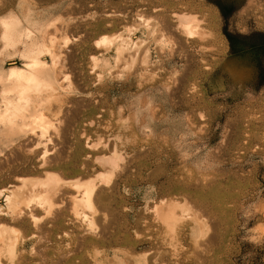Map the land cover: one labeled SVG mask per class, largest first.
I'll list each match as a JSON object with an SVG mask.
<instances>
[{"label": "rangeland", "instance_id": "374dc122", "mask_svg": "<svg viewBox=\"0 0 264 264\" xmlns=\"http://www.w3.org/2000/svg\"><path fill=\"white\" fill-rule=\"evenodd\" d=\"M218 1L234 6L241 48L230 49L220 11L207 0H98L87 14L74 7L78 0H0V116L7 108L12 114L10 124L0 121V233L8 230L0 235V264H264V86H257L264 56L246 35L264 31V0ZM176 13L197 16L205 34L183 32ZM106 35L113 39L107 48L97 44ZM123 37L128 63L117 50ZM36 85L56 97L51 105L37 104ZM39 112L51 123L46 138L30 130ZM111 148L125 164L107 185L109 201L95 206L100 217L85 209L99 221L100 237L71 212L81 194L71 185L50 218L23 203L27 212L14 218L8 189L20 179L55 170L64 180L99 182V157ZM169 200L190 208H176L183 218L174 228L157 210ZM31 212L43 216L39 223Z\"/></svg>", "mask_w": 264, "mask_h": 264}, {"label": "bare ground", "instance_id": "6f19581e", "mask_svg": "<svg viewBox=\"0 0 264 264\" xmlns=\"http://www.w3.org/2000/svg\"><path fill=\"white\" fill-rule=\"evenodd\" d=\"M178 18H179V26H180V28L183 30V32H185L186 34H188V35H190V36H195V35H204L205 34V30H203V28H202V26H201V23H200V21H199V18L197 17V16H195L194 14H189V13H184V14H178V13H176L175 14ZM174 28V27H173ZM179 32V31H178ZM166 33V32H165ZM116 34V33H115ZM181 34V33H180ZM125 37V36H124ZM123 37V39H122V43H121V45H119L118 47H117V50H118V55H119V57H122L123 56V54H125V53H127L126 51L127 50H129V53H130V49H129V43H128V41H127V39L126 38H124ZM51 39V38H50ZM46 40V39H45ZM55 43V42H54ZM113 43V39H112V37H108V35H106L105 37H102V39H100L99 41H98V45L99 46H104V47H110L111 46V44ZM134 43V42H133ZM134 45H136L137 46V43H135V44H133L132 45V48H133V46ZM52 46V45H51ZM54 46V45H53ZM54 48H55V46H54ZM53 48V50H55ZM131 48V47H130ZM57 51V50H56ZM56 51H52V50H48V53H50V55L53 57V61L55 62L56 60H58V56H57V52ZM128 53V54H129ZM118 57V58H119ZM125 57V58H124ZM128 57V56H127ZM133 57V56H132ZM129 58H131V57H129ZM122 60L123 59H125L126 60V56H123L122 58H121ZM128 59V58H127ZM120 59H118L117 60V63H119V62H122L121 60L119 61ZM135 59L134 58H132V60H130L131 61V63L134 61ZM147 61H148V51H146L145 52V54H144V56H143V59H142V64H145L146 66H147ZM114 62V61H113ZM125 62H127V60L125 61ZM128 63V62H127ZM130 63V62H129ZM130 63V64H131ZM57 64V63H56ZM141 64V63H140ZM133 65H135L134 63H133ZM144 65V66H145ZM60 66V65H59ZM68 66V65H67ZM92 66V65H91ZM129 66H131L132 67V65H129ZM137 66V65H136ZM135 66V67H136ZM143 66V65H142ZM60 67H63V65H61ZM71 67V66H70ZM72 67H74L75 68V66H72ZM77 67V66H76ZM134 67V66H133ZM147 68V67H146ZM72 69V68H71ZM133 69H135V68H133ZM132 70V69H131ZM57 71V70H56ZM113 71V70H112ZM133 72H134V70H133ZM59 75H61V74H59ZM59 75H56V76H58V78H59ZM175 76V75H174ZM127 77V76H126ZM128 78V77H127ZM89 79V78H88ZM177 79V78H176ZM87 80V79H86ZM62 81V80H61ZM82 81V80H81ZM177 81V80H176ZM86 82H88V81H86ZM103 84V83H102ZM81 86V85H80ZM89 86H91V85H89ZM28 87V86H27ZM27 87H23V88H27ZM84 87H85V85H84ZM98 87H100V86H98ZM39 88H40V86H38V85H36V86H33L32 87V91H36L37 92V99H35V100H37V104L39 103V101H40V99H43L40 103H39V105L41 106H43V104H46V102H51V100L52 99H55L56 97H54V96H52L51 94H49L48 92H45V91H43V90H39ZM83 88V87H82ZM86 88V87H85ZM84 88V89H85ZM106 88V87H105ZM87 89H88V87H87ZM95 89V88H94ZM101 89V88H100ZM104 89V88H103ZM30 90H31V88H30ZM176 90V89H175ZM102 91V90H101ZM107 93H108V91H107ZM95 94V93H94ZM40 95H42L41 97H40ZM102 95V94H101ZM109 95V94H108ZM108 95L107 96H105V99L107 98L108 99ZM26 97H27V95L26 94H22V98L23 99H26ZM94 97V96H93ZM103 97V96H102ZM101 97V98H102ZM67 98V97H66ZM97 98H99V96H97ZM85 99V98H84ZM90 99V98H89ZM92 99V98H91ZM106 99V100H107ZM116 99H118V98H116ZM115 99V100H116ZM67 100V99H66ZM83 100V99H82ZM101 100V99H100ZM119 100V99H118ZM59 101V100H58ZM64 101V100H63ZM99 101V100H98ZM117 101V100H116ZM120 101V100H119ZM68 102V101H67ZM72 102V101H71ZM93 102H94V100H93ZM101 102H103V101H101ZM105 102V101H104ZM110 102V101H109ZM60 103H62V102H60ZM87 103H88V101H87ZM106 103V102H105ZM54 104V103H53ZM97 102H96V106H97ZM50 105H51V103H50ZM91 105V104H90ZM104 105V104H103ZM113 105V104H112ZM93 106H95V105H93ZM108 106H109V104H108ZM62 107V106H61ZM38 109V108H37ZM62 109V108H61ZM7 110H8V108H7ZM7 110H5V111H3V113H2V115L0 116V121H3V120H5V118H9V120H8V123L10 124L11 123V117H12V114L9 112L8 113V115H5L6 113H7ZM52 110V109H51ZM50 110V111H51ZM101 111V110H100ZM104 111V110H103ZM103 111L101 112V113H103ZM48 112V111H47ZM76 113V112H75ZM74 114V113H73ZM114 114V113H113ZM76 115V114H75ZM110 115V114H109ZM71 116V115H70ZM87 116V115H86ZM57 117V116H56ZM65 117V116H64ZM63 117V118H64ZM90 117H92V116H90ZM50 118V117H49ZM55 118V117H54ZM63 118H62V120L60 121V122H62L63 123ZM105 118V117H104ZM69 119V118H68ZM72 119V118H71ZM74 119H75V117H74ZM55 120V119H54ZM91 120V119H90ZM88 121V120H87ZM103 121V120H102ZM59 122V123H60ZM66 122V121H65ZM70 122V121H69ZM73 122V121H72ZM78 122V121H77ZM67 123V122H66ZM89 123V122H88ZM103 123V122H102ZM50 120L48 119V117H47V114H45L44 112H39L38 114H37V116L34 118V120H33V122H32V129H30V130H32V134H34L35 133V131H37L38 132V130L40 129L41 130V132H40V135H41V137L42 136H44L45 138H46V134H47V132H48V129H49V126H50ZM73 124H75V123H73ZM95 124V123H94ZM64 125V124H63ZM70 125V124H69ZM60 126V125H59ZM67 126V125H66ZM72 126V125H71ZM61 127V126H60ZM73 127V126H72ZM93 127V126H92ZM37 128H39V129H37ZM78 128V127H77ZM86 128V127H85ZM37 129V130H36ZM63 129L65 130V127H63ZM69 129V128H68ZM67 129V130H68ZM87 129V128H86ZM39 130V131H40ZM70 130H71V128H70ZM85 130V129H84ZM73 131V130H72ZM56 132V131H55ZM60 133H61V131H60ZM73 135H74V133L73 132H71ZM82 133V132H81ZM32 134H31V136H32ZM36 135H37V133H35ZM35 134H34V136H35ZM65 134V133H64ZM86 134V133H85ZM38 135H39V132H38ZM69 135V134H68ZM67 136V135H66ZM65 136V137H66ZM71 136V135H70ZM81 136V135H80ZM87 138H89L88 136H87ZM41 139V138H40ZM73 139V138H72ZM76 139V138H75ZM27 140H29L28 138H27ZM32 140V139H31ZM47 140V139H46ZM68 140V139H67ZM76 140H78V139H76ZM87 140V139H86ZM82 141V140H81ZM80 141V142H81ZM20 142H21V140H20ZM23 142V141H22ZM22 142H21V145H23L22 144ZM38 142H40V141H38ZM46 142V141H45ZM67 142V141H66ZM71 142V141H70ZM56 143V142H55ZM16 144H18V143H16ZM52 144V143H51ZM58 145H59V143H57ZM84 144V143H83ZM91 144V143H90ZM13 145V144H12ZM18 145H20V144H18ZM20 145V146H21ZM45 145H46V143H45ZM88 145V144H87ZM10 146V145H9ZM8 146V147H9ZM15 146V145H14ZM25 146V145H24ZM47 146V145H46ZM57 146V145H56ZM66 146V145H65ZM12 148H13V146H12ZM21 148V150H22V147H20ZM58 148V147H57ZM83 148H85V147H83ZM87 148V147H86ZM90 148V147H89ZM95 148V147H94ZM97 148V147H96ZM17 149V148H16ZM26 149V148H25ZM53 149H56V148H53ZM109 149V148H108ZM17 150H20V149H17ZM16 150V151H17ZM32 150V149H31ZM48 149H47V147H46V150L43 152V156H41L42 157V166H45L46 164H47V162H48V160H47V157L48 156H46V155H48V151H47ZM70 150V149H69ZM82 150V149H81ZM80 150V151H81ZM111 150V154L108 156L107 155V157H105L106 155H104V157H102V158H100L99 156V162H100V164L103 166V168H104V173H101V175H100V180H99V182H97L96 181V179L97 178H90V179H88V180H85V181H81V180H64L63 178H62V176L59 174V173H57V172H55V170L54 171H46V173H44L45 174V176L44 177H40V178H29V179H23L22 178V180L20 179L19 181L21 182L22 181V184L21 183H19V186L17 185V184H15V185H17V186H15V187H13L12 185H13V183H12V185H11V183H10V185L13 187V188H9L8 189V196H7V199H8V205H9V208H10V210L11 209H13V210H16L17 209V212H18V210L20 211L25 205H26V209H30L31 210V208H35V209H37L36 207H39V208H42V209H45L46 210V213L45 214H48V217L50 218L51 217V212L55 209L56 210V207H59V205H60V203L59 202H57L56 201V199H57V197H58V194L60 193V194H65V192L64 191H62V187L65 185L66 187H67V185L69 186V185H71V186H73V187H75V189L77 188L78 189V191H80L81 192V194H80V198H75V201H74V205H73V209H71V212H75V215L78 217V218H80L81 217V220L82 221H80L79 220V222H81V224H83V222H88V223H86V225L88 224V227L86 228V229H88V230H91V231H88V232H92L93 230H95L96 231V228H97V226H96V223H98V222H96L95 221V218H94V215L93 216H90L91 215V213L92 214H95L97 211H98V209H97V207H95V206H98L97 204H99V208H100V206L101 207H103L104 208V205H105V203L106 202H108L109 201V199L107 198V196H106V188H107V185H109V183H110V181L112 180V175H114V174H116L117 172H118V170L116 171L115 169L116 168H118V166L120 165V161L122 160V159H125V157H123V155L122 154H118L115 150H113V148H111L110 149ZM42 151V150H41ZM67 151H68V149H67ZM83 151V150H82ZM87 151V150H86ZM81 153V152H80ZM84 153V152H83ZM77 154V153H76ZM89 154V153H88ZM124 154V153H123ZM67 155V154H66ZM69 155V154H68ZM75 155V154H74ZM125 155V154H124ZM23 156V155H22ZM55 157V156H54ZM75 157V156H74ZM78 157V156H77ZM97 157V158H98ZM129 157V156H128ZM22 158V157H21ZM76 158V157H75ZM86 159V158H85ZM128 159V158H127ZM20 159H18V161H19ZM72 160V159H71ZM70 160V161H71ZM132 160V159H131ZM11 161V160H10ZM25 161V160H24ZM84 161V160H83ZM125 161V160H124ZM124 161L122 160L121 162H123L124 163ZM22 162V161H21ZM87 162V161H86ZM85 162V164H87ZM11 163V162H10ZM49 163V162H48ZM83 163V162H82ZM123 163H121L122 165H120L121 167L120 168H122V166H124V164ZM26 164V163H25ZM40 164V163H39ZM38 164V166H40ZM97 164V163H96ZM8 165V164H7ZM75 165V164H74ZM41 166V167H42ZM131 166V165H130ZM80 167V166H79ZM128 168V167H127ZM130 168V167H129ZM43 170V169H42ZM84 170H86V169H84ZM87 170H88V168H87ZM115 170V171H114ZM120 171H121V169H120ZM44 172V171H43ZM122 172H123V170H122ZM124 173V172H123ZM121 172H120V178H121ZM124 175V174H123ZM127 175V174H126ZM117 176V175H116ZM119 176H117V177H119ZM125 176V175H124ZM98 177V176H97ZM113 177H115V175L113 176ZM116 178V177H115ZM124 178V177H123ZM126 178V177H125ZM127 179V178H126ZM114 182H115V180H113ZM124 181V180H123ZM8 183V184H9ZM169 183V182H168ZM21 184V185H20ZM125 184V183H124ZM171 184V183H170ZM106 186V187H105ZM114 186H116V185H114ZM65 189V188H64ZM27 191H29L28 193L29 194H27ZM61 191L63 192V193H61ZM78 191L76 190V192L78 193ZM67 193V192H66ZM63 194V195H64ZM78 195H79V193H78ZM77 195V196H78ZM62 196V195H61ZM76 196V195H75ZM62 197H64V196H62ZM62 197H60V198H62ZM74 197V196H73ZM94 198H95V200H94ZM73 199V198H72ZM113 199H115V198H113ZM59 200V199H58ZM62 200V199H61ZM63 201V200H62ZM68 201V200H67ZM111 202H113V201H111ZM168 202H170V200L169 201H167L166 203L168 204ZM20 203H23V204H25L22 208H20L19 207V204ZM96 203V204H95ZM62 204V203H61ZM65 204V203H64ZM73 204V203H72ZM111 204V203H110ZM162 204H163V201H162ZM165 204V203H164ZM164 204L162 205V206H157L158 207V212H160V214H161V217H163V219L164 220H162L161 218V220L162 221H167L166 223L170 226V227H172V228H174V226H176V224H177V222H178V220L180 221V219H182V218H178V215H177V213H175L176 211H177V209L176 208H178V209H181L182 208V210L185 212V213H189V210H190V208H188V203H185L187 206H185V204L184 205H182L181 203V206H180V204H176L175 203V201H174V203H173V201H171L169 204H168V207L167 206H165L166 208H163V206H164ZM21 205V204H20ZM161 205V204H160ZM64 206V205H63ZM111 206V205H110ZM113 206V205H112ZM115 206V205H114ZM113 206V207H114ZM120 206V205H119ZM118 206V207H119ZM178 206V207H177ZM18 207H19V209H18ZM62 206L60 205V207L59 208H61ZM108 207V206H107ZM106 207V208H107ZM157 207H155V208H157ZM179 207H181V208H179ZM192 207V206H191ZM86 208H89L88 209V211H87V213L88 212H91L90 213V215L89 214H87L86 213V211H85V209ZM102 208V209H103ZM112 208V207H111ZM117 207H115V209H116ZM118 209V208H117ZM192 209V208H191ZM8 210V209H7ZM12 210V211H13ZM33 211H34V209H32ZM54 210V211H55ZM59 210V209H58ZM73 210V211H72ZM100 210V209H99ZM107 210V209H106ZM106 210H104V211H106ZM110 210V209H109ZM112 210V209H111ZM157 210H155V212L157 211ZM176 210V211H175ZM11 211V215H12V212ZM53 211V212H54ZM195 211H197V210H195ZM16 212V211H15ZM14 212V213H15ZM16 212V216H14V218L15 217H17V214H19V216L22 214L23 215V213H24V215H25V212H27V211H25V209H24V211H20V212H18L17 213ZM29 212V211H28ZM58 212V211H57ZM100 212V211H99ZM98 212V213H99ZM113 212V211H112ZM157 212V213H158ZM192 212H193V210H192ZM191 212V213H192ZM30 213V212H29ZM33 212H31V214H32ZM97 213V214H98ZM104 213V212H103ZM105 213H107V214H109V213H111V212H105ZM156 213V215L157 216H160L159 214H157ZM193 213H195V212H193ZM30 214V215H31ZM50 214V215H49ZM63 214V213H62ZM97 214H95V215H97ZM107 214H106V217H107ZM181 214V213H180ZM10 215V216H11ZM34 215V213L32 214V216ZM53 215V214H52ZM102 215H104V214H102ZM111 214H109L108 216L109 217H111L110 216ZM122 215H124V214H122ZM183 215V214H182ZM197 215V214H196ZM195 215V216H196ZM26 216H27V214H26ZM47 216V215H46ZM58 216V215H57ZM98 216H99V214H98ZM117 216V215H116ZM121 216V215H120ZM120 216H117V217H120ZM180 216V215H179ZM188 216V215H187ZM11 217H13V216H11ZM23 217V216H22ZM34 217V221L36 220L37 222L38 221H40L42 218H43V216H42V218H37L36 216H33ZM100 217V216H99ZM102 218H103V216H101ZM109 217H107V218H109ZM117 217H114V218H116L117 219ZM19 219H20V217H18ZM27 218V217H26ZM30 218V217H29ZM45 218V217H44ZM55 218H57V217H55ZM98 219V220H101V224H103L104 225V220H105V216H104V220L103 219ZM196 218H199V216L197 217L196 216ZM52 219H54V218H52ZM77 219V218H76ZM97 219V218H96ZM13 220V219H12ZM15 220V219H14ZM33 220V219H32ZM44 220V219H43ZM67 220V219H66ZM71 220V219H70ZM78 220V219H77ZM103 220V221H102ZM113 219H111L110 220V222L112 221ZM19 220L17 219V222H18ZM35 221V222H36ZM74 221V220H73ZM198 221H199V219H198ZM110 222H108L109 224H110ZM39 223V222H38ZM112 223V222H111ZM181 223V222H180ZM115 224V223H114ZM100 225V224H99ZM102 225V226H103ZM106 225V224H105ZM107 226L108 225H106V229H107ZM110 226V225H109ZM114 227H115V225H113ZM113 226L111 227V228H113ZM200 226V225H199ZM6 227V226H5ZM37 227V226H36ZM105 227V226H104ZM104 227H101V228H104ZM3 228V227H2ZM8 228V227H7ZM111 228H109V229H111ZM11 229V228H10ZM85 229V227H83V230ZM85 229V230H86ZM105 229V228H104ZM108 229V230H109ZM108 230H106V232H108ZM113 230V229H112ZM171 230V229H170ZM204 230H205V228H204ZM86 231V232H87ZM8 232V230L7 229H3L2 231H1V233H0V235H2V236H4V234L5 233H7ZM13 232V234L15 233V231L13 230L12 231ZM83 232H85V231H83ZM82 232V233H83ZM96 232H98V231H96ZM95 232V233H96ZM100 232V231H99ZM99 232H98V234H99ZM102 232H104V230L102 229V231H101V233ZM105 232V233H106ZM110 232V231H109ZM172 232V231H171ZM16 233H18V232H16ZM94 233V232H93ZM111 233V232H110ZM12 234V235H13ZM19 234V233H18ZM97 234V233H96ZM104 234V233H103ZM11 235V234H10ZM11 235V236H12ZM105 235V234H104ZM108 235H109V233H108ZM107 235V236H108ZM141 235V234H140ZM10 236V237H11ZM18 235H16V234H14L13 236H12V238H11V240L8 242V244H7V246H6V252H7V254L9 255V256H11V257H14V255H15V252H16V245H17V241H18V237H17ZM24 236V235H23ZM87 236V235H86ZM96 236V235H95ZM101 236H102V234H101ZM172 236V235H171ZM99 237H100V234H99ZM122 237V236H121ZM1 238V237H0ZM9 238V237H8ZM102 238V237H101ZM104 238H106V237H104ZM4 239V238H3ZM118 239V238H117ZM82 240H84V239H82ZM115 240V239H114ZM0 241H1V243L3 244V242L4 241H2L1 239H0ZM77 241V240H76ZM113 241V240H112ZM79 242V241H78ZM90 242V241H89ZM76 243V242H75ZM79 243H81V241L79 242ZM84 243V242H83ZM86 243V242H85ZM94 243V242H93ZM89 244V243H88ZM87 244V245H88ZM96 244V243H95ZM114 244V243H113ZM86 245V246H87ZM93 245V244H92ZM97 245V244H96ZM96 245H93V246H96ZM3 246V245H2ZM85 246V247H86ZM99 246V245H98ZM4 247V246H3ZM2 247V248H3ZM98 248V247H97ZM184 248V247H183ZM19 249V248H18ZM93 249V248H92ZM125 249V248H124ZM124 249H122V250H124ZM0 250H1V247H0ZM3 250V249H2ZM23 250V249H22ZM84 250V249H83ZM24 251V250H23ZM22 251V252H23ZM76 251V250H75ZM93 251V250H92ZM128 251V250H127ZM21 252V251H20ZM19 252V253H20ZM77 252V251H76ZM82 252H84V251H82ZM91 252V251H90ZM0 253H1V251H0ZM86 253V252H85ZM80 254V253H79ZM91 254V253H90ZM90 254H88V255H90ZM93 254V253H92ZM103 254V253H102ZM2 255V254H1ZM0 255V256H1ZM4 255V254H3ZM23 255V257L25 256L24 254H22ZM62 255V254H61ZM71 255V254H70ZM105 255V254H104ZM126 255V254H125ZM19 256V255H18ZM72 256V255H71ZM81 256V255H80ZM149 256V255H148ZM63 257V256H62ZM82 257H84V256H82ZM90 257H92V256H90ZM93 258V257H92ZM11 259V258H10ZM49 259V258H48ZM53 259V258H52ZM71 260H74V259H71ZM88 260V259H87ZM90 260H91V258H90ZM89 260V261H90ZM0 261H2L1 260V258H0ZM18 261H19V259H18ZM23 261V260H22ZM43 261V260H42ZM75 261V260H74ZM113 261V260H112ZM125 261H127V260H125ZM20 262V261H19ZM45 262V261H44ZM60 262V261H59ZM83 262V261H82ZM97 262V261H96ZM2 263V262H1ZM85 263V262H84ZM92 263H93V261H92ZM113 263H115V262H113ZM128 263V262H127ZM42 264V263H41ZM47 264V263H46ZM58 264V263H57ZM79 264V263H78Z\"/></svg>", "mask_w": 264, "mask_h": 264}, {"label": "trees", "instance_id": "16d2710c", "mask_svg": "<svg viewBox=\"0 0 264 264\" xmlns=\"http://www.w3.org/2000/svg\"><path fill=\"white\" fill-rule=\"evenodd\" d=\"M210 3H213L216 5L220 11L221 19H222V26H223V33L227 37L230 45L231 50H235L237 48H241L244 44L237 45L238 42L244 43L245 40L241 41V37H244L245 34L241 33L234 24V18H232V12L234 9V6L228 3H224L222 1L218 0H207ZM253 35L255 37V40L251 42V47L259 48L263 52L264 56V31L262 30H251L250 33H246V35ZM258 88H262L264 86V60L260 64V70H259V77L257 81Z\"/></svg>", "mask_w": 264, "mask_h": 264}, {"label": "crops", "instance_id": "0c3cea01", "mask_svg": "<svg viewBox=\"0 0 264 264\" xmlns=\"http://www.w3.org/2000/svg\"><path fill=\"white\" fill-rule=\"evenodd\" d=\"M97 1L98 0H78V2H74V4L78 3L79 7L76 6V5L74 7L78 8V11H79L80 14H87L88 5H93L94 3H97ZM110 3L111 2H109L108 4H110ZM10 58H13V57H8L7 59H10Z\"/></svg>", "mask_w": 264, "mask_h": 264}]
</instances>
